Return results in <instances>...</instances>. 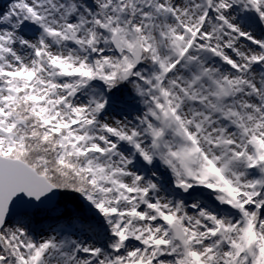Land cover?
I'll return each instance as SVG.
<instances>
[{"label":"snow or ice","instance_id":"6c2138e0","mask_svg":"<svg viewBox=\"0 0 264 264\" xmlns=\"http://www.w3.org/2000/svg\"><path fill=\"white\" fill-rule=\"evenodd\" d=\"M0 264H264V0H0Z\"/></svg>","mask_w":264,"mask_h":264}]
</instances>
